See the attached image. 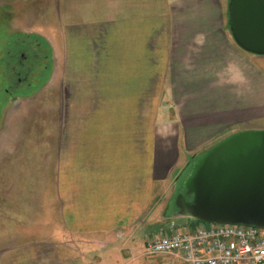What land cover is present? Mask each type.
Instances as JSON below:
<instances>
[{
	"label": "crops",
	"instance_id": "0c3cea01",
	"mask_svg": "<svg viewBox=\"0 0 264 264\" xmlns=\"http://www.w3.org/2000/svg\"><path fill=\"white\" fill-rule=\"evenodd\" d=\"M228 1L61 0L63 130L55 181L41 192L62 236L126 246L153 236L137 234L161 208L157 222L174 215L164 192L181 155L233 126L264 129V56L233 42ZM64 252L14 245L0 264H85Z\"/></svg>",
	"mask_w": 264,
	"mask_h": 264
},
{
	"label": "rangeland",
	"instance_id": "374dc122",
	"mask_svg": "<svg viewBox=\"0 0 264 264\" xmlns=\"http://www.w3.org/2000/svg\"><path fill=\"white\" fill-rule=\"evenodd\" d=\"M60 4L61 0H0V251L14 245L50 241L67 251L65 259L81 258L85 264H119L121 256L125 262L128 259L125 264H181L176 257L142 254L144 231L146 235L157 236L159 230L171 225L189 230L199 223L183 217L157 222V217L160 220L163 214L162 208L150 217L144 230L138 232L141 239L127 246L119 241L94 242L92 239L89 242L68 238L62 236L57 217L52 222L47 220L51 218V208L46 203L47 194L41 190L55 181L63 130L61 65L54 49L58 46L62 27ZM21 55L27 58L28 65H23L29 67V71L19 70L17 62ZM13 66L20 72L19 83L15 73H11ZM243 128L233 126L225 135L251 130ZM203 150L188 154L187 159L185 154L181 155L170 167L164 203L173 200L177 193L173 194V188L167 189V186L179 175L188 174L193 161L188 169L185 167L191 156L196 159L207 151L202 153ZM182 183L180 180L177 191ZM37 203L39 209H35Z\"/></svg>",
	"mask_w": 264,
	"mask_h": 264
},
{
	"label": "water",
	"instance_id": "95a60500",
	"mask_svg": "<svg viewBox=\"0 0 264 264\" xmlns=\"http://www.w3.org/2000/svg\"><path fill=\"white\" fill-rule=\"evenodd\" d=\"M227 25L246 53L264 56V0H229ZM172 216L264 229V130H243L196 158Z\"/></svg>",
	"mask_w": 264,
	"mask_h": 264
},
{
	"label": "built area",
	"instance_id": "2783aa9c",
	"mask_svg": "<svg viewBox=\"0 0 264 264\" xmlns=\"http://www.w3.org/2000/svg\"><path fill=\"white\" fill-rule=\"evenodd\" d=\"M142 254L176 257L181 264H264V229L199 223L179 230L171 225L146 237Z\"/></svg>",
	"mask_w": 264,
	"mask_h": 264
},
{
	"label": "flooded vegetation",
	"instance_id": "af4514ba",
	"mask_svg": "<svg viewBox=\"0 0 264 264\" xmlns=\"http://www.w3.org/2000/svg\"><path fill=\"white\" fill-rule=\"evenodd\" d=\"M20 58L21 59L17 62L18 66H19V70L23 71V72L29 71V67H25V64H26V66L28 65L27 58L24 57V55H21ZM23 63H25V64L23 65ZM17 68H18L17 66H13L11 68V73H13V74L15 73V76L17 78V82L19 83L21 81V78H20V74H19L20 72H16ZM168 210H173V207L171 206V203H170V205L167 206V211Z\"/></svg>",
	"mask_w": 264,
	"mask_h": 264
},
{
	"label": "trees",
	"instance_id": "16d2710c",
	"mask_svg": "<svg viewBox=\"0 0 264 264\" xmlns=\"http://www.w3.org/2000/svg\"><path fill=\"white\" fill-rule=\"evenodd\" d=\"M193 162H195V160L193 161ZM193 162H192V165H193ZM191 168H192V166H191ZM191 170V169H190ZM190 172V171H189ZM176 211V209L174 208V212ZM200 223V222H199Z\"/></svg>",
	"mask_w": 264,
	"mask_h": 264
}]
</instances>
